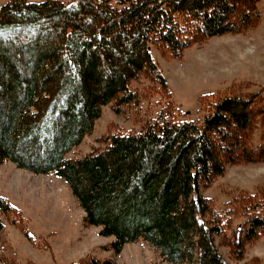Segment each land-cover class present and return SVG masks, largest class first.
<instances>
[{
  "label": "trees",
  "instance_id": "trees-1",
  "mask_svg": "<svg viewBox=\"0 0 264 264\" xmlns=\"http://www.w3.org/2000/svg\"><path fill=\"white\" fill-rule=\"evenodd\" d=\"M259 2L12 0L0 10V166L65 181L85 225L113 237L116 254L142 242L169 264H229L223 246L243 260L246 244L264 234V187L241 193L223 214L202 190L230 165L264 163V98L219 95L202 126L182 119L150 45L179 59L208 39L246 33L260 24ZM143 80L139 92L133 85ZM149 101L159 111L139 131H113L98 139L102 148L68 157L105 107L140 120ZM238 216L246 221L231 231ZM2 217L33 242L22 213L0 196V232Z\"/></svg>",
  "mask_w": 264,
  "mask_h": 264
},
{
  "label": "rangeland",
  "instance_id": "rangeland-1",
  "mask_svg": "<svg viewBox=\"0 0 264 264\" xmlns=\"http://www.w3.org/2000/svg\"><path fill=\"white\" fill-rule=\"evenodd\" d=\"M11 1L0 0V10ZM58 1L74 6L79 0ZM258 8L262 14L259 26L246 33L208 39L187 49L179 59L164 57L150 45L182 119L202 126L208 104L219 95L236 92L264 98V0H260ZM146 84L143 80L133 86L141 92ZM155 99L154 102L158 97ZM154 102H143L140 120L132 109L116 115L112 105H108L93 133L68 157H83L95 148H102L98 139L113 131L127 134L139 131L147 117L158 114L159 107ZM254 136L258 144L260 131ZM262 187L264 163L230 165L224 176L202 193L223 214L241 193H256ZM0 196L22 213L33 240L2 217L5 228L0 232V264L4 261L5 264H76L87 257L99 263L169 264L147 243L128 244L120 254L112 251L110 244L114 238L102 237L100 228L85 225V214L69 185L54 174L37 175L6 161L0 166ZM245 221L241 216L233 218L231 231L243 226ZM220 250L229 264H247L256 258L264 264V234L246 244L241 261L231 257L228 247Z\"/></svg>",
  "mask_w": 264,
  "mask_h": 264
}]
</instances>
